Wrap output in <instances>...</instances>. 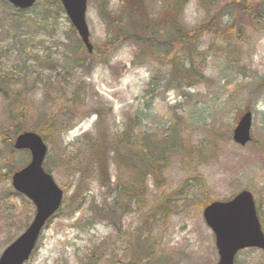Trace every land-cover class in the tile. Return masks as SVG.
I'll list each match as a JSON object with an SVG mask.
<instances>
[{"label": "rangeland", "instance_id": "374dc122", "mask_svg": "<svg viewBox=\"0 0 264 264\" xmlns=\"http://www.w3.org/2000/svg\"><path fill=\"white\" fill-rule=\"evenodd\" d=\"M45 1L39 0L37 6L24 15H17L0 3V69L16 76L12 80L0 76V87H20L25 83L29 88L32 107L23 128H41L52 114L57 116L52 143L47 142L49 154L45 168L65 191L62 208L45 227L25 264L127 263L131 259L129 248L135 250L132 255L137 258L140 245H151L152 219L144 216L148 207L131 212L125 220L116 218L124 228L116 224L112 228L92 220V197L99 200L103 194L100 181L92 177L83 196V180L80 182L83 171L73 175L75 168L83 169V164L68 162L67 154L62 152H69V160L81 154L83 139L94 135L98 128L97 109L107 119L104 128L113 133L123 131L125 124L132 120L135 133L159 135L171 128L177 117H183L180 126L184 128L186 140L194 147L191 167L180 164L179 156H173L166 167V182L162 185L180 204L171 210L170 219L162 221L155 231L157 241L150 264H217L216 237L204 219L203 210L196 204L199 198L227 200L249 189L260 205L259 217L264 229V15L253 21L246 19L238 42L228 44L207 34L196 49L173 47V53L178 49L177 57L182 64L191 59L197 65L193 77L178 83L172 81L177 75L161 58V48V53L155 51L152 58L139 60L136 43L115 30V19L126 18L127 0H88L91 42L103 50L104 45L110 46L107 55L87 74H82L83 70L74 72L78 56L83 53L79 54L76 49L77 39H67L66 31L71 22L63 11L59 16L46 15ZM170 1L146 0L149 10L161 22L162 10L170 7ZM208 1L185 0L180 14L185 27L194 28L205 18L210 9ZM46 17L48 21L40 24ZM228 20L226 18L225 23ZM162 24L164 22H155L154 26L166 28ZM57 63L60 67L55 70ZM71 73L73 75L69 76ZM52 76L61 82L67 81L64 89L68 100L73 99L78 86L77 108L72 110L67 105L63 110L62 106L49 102L51 107L46 109L42 78ZM4 101L0 96V127L8 126L12 114ZM247 110L253 112V140L240 146L233 141V130ZM44 112L43 118L34 117ZM85 113L88 115H83ZM30 160L29 151L19 152L8 160L0 155V256L35 215L34 205L14 190L12 179L5 174L17 164L25 166ZM193 171L200 177L192 183L187 179L193 176ZM117 176L118 171L113 169V181ZM79 182L81 188L77 190ZM195 186H198L197 191L191 192ZM147 188L144 202L150 206L160 194L153 191L151 184ZM131 210H135L134 207ZM120 230H128L132 237H122ZM142 234L147 235L143 240ZM236 264H264V251L246 249L238 254Z\"/></svg>", "mask_w": 264, "mask_h": 264}, {"label": "trees", "instance_id": "16d2710c", "mask_svg": "<svg viewBox=\"0 0 264 264\" xmlns=\"http://www.w3.org/2000/svg\"><path fill=\"white\" fill-rule=\"evenodd\" d=\"M126 2L129 5V10L124 14L126 18L124 19L121 16L115 19L114 22L117 25L115 30L127 40H132L136 43L139 48L136 58L139 60L150 59L155 51L161 53L162 49L161 58L171 65L172 73L174 74L175 72L177 75L175 79L172 78V81L178 83L183 82L185 78L193 77L195 72H197V65L191 59L186 60L185 64H182L180 58L177 57L178 49L173 53V47L196 49L200 39L207 34H212L211 36L228 44L238 42L239 33L244 29L246 19L253 21L264 15V1L215 0L214 2L209 0L208 4L210 6L208 7L210 9L207 11L205 18L197 26L189 29L185 27L180 19L185 0H171L170 7L162 10V14H164V17H162L164 24L162 25L166 27L162 28L159 25L154 26L155 22H162L157 20L158 17L154 16L152 11L149 10L146 0H127ZM0 3L10 7L17 15H24L28 10L37 6L36 3L34 7L22 10L13 7V5L4 0H0ZM43 10L46 15L56 13L59 16L62 11L65 12L62 2L59 0H46ZM226 18H229V20L225 23ZM67 19L70 21L68 17ZM44 21H48V18L46 17L40 24ZM66 35L69 40L73 38L78 40L76 49H78L79 54L83 53V55L78 56V59L76 58L77 67L73 69L74 72L83 70L82 74H87L98 60L107 55L106 52L110 45H104L105 50H103L100 45L95 44L94 52L89 53L71 23L68 26ZM162 36L164 38H161ZM150 47H153L152 50H150ZM111 48L113 49V45ZM59 67L60 65L58 64L55 70H58ZM72 75L71 73L69 76ZM0 76L8 80L16 78L15 75L3 72L2 69H0ZM42 83L46 109L51 107L49 102H52L54 106H62L63 110L67 105L72 110L79 106L78 92L80 90L78 86L73 93V99L68 100L64 89V87L68 86L65 79L64 82H61L59 78L52 76L47 79L42 78ZM28 89L25 83L20 87H0V96L5 99L4 102L8 104V108L12 112L9 115L10 123L8 126L2 125L0 127V155L4 160H8L17 153L22 152L14 148V139L18 133L28 130L26 127L23 128L27 112L32 107ZM101 108L104 110L103 106ZM95 113L100 117L97 122L98 128L94 135L90 134L86 140L83 139V148L79 149L81 154L78 153L74 160H69L71 156L69 152L66 150H62V152L67 154L68 162L78 165L83 164V169L75 168L73 173L76 176L83 171V179H80V182L83 180V196L86 193V185L88 181L92 180V177L100 181L99 184L103 194L99 200L93 196L90 203L94 222H101L109 227L115 224L119 226L116 218L125 220L131 212L134 213L137 209L148 207L144 216L147 215L150 221L152 219L150 226L152 231L151 245L149 247L140 245L137 250V258L132 255L135 250L131 251L129 248L130 261L127 263L118 261L117 263L150 264V260L154 256L152 251H155L154 243L157 241V235L154 233L162 221L170 219L171 210L180 204L174 200V196L172 198L165 191L166 187L162 185V182H166V167L170 165V160L173 156H179L180 164L191 167L194 147L190 144L189 139L186 140L184 128L180 126L182 125L183 117H177V120L173 121V126L164 131L163 134L155 135L158 133H153L152 135H147L146 133H135L131 124L132 120L125 124L123 131L113 133L108 128H104L106 127L107 119L101 110L97 109ZM83 115L88 114L85 113ZM44 116H46V112L42 114L36 113L34 117L39 120ZM56 122L57 116L52 114L41 128H30V130L37 131L46 142L52 143ZM17 124H21V126H17ZM262 155L264 156V149ZM82 156L83 161L81 160ZM23 166V163L17 164V167L10 168L5 174L12 179L13 173ZM113 169L118 171V179L114 181L112 178ZM192 175L187 181L191 180L190 182L192 183L193 180L199 181L198 172L193 171ZM80 182L77 185V190L81 188ZM150 184L153 187V191L159 192L160 195L158 200H155L149 206L144 200L148 196L147 186ZM204 186L206 185L204 184ZM195 187L191 191L196 192L198 186ZM187 197H190V195ZM194 197L196 195H193ZM213 200L212 197L199 198L196 204L200 210H203ZM133 207L135 210H131ZM259 211V214H261L260 205ZM119 228L124 227L119 226ZM119 234L122 237L127 235L132 237L128 230H120ZM146 236V234H142L140 238L143 240Z\"/></svg>", "mask_w": 264, "mask_h": 264}, {"label": "water", "instance_id": "95a60500", "mask_svg": "<svg viewBox=\"0 0 264 264\" xmlns=\"http://www.w3.org/2000/svg\"><path fill=\"white\" fill-rule=\"evenodd\" d=\"M19 9L32 8L37 0H6ZM73 26L88 51H94L90 27L87 22L88 0H60ZM253 115L245 112L234 129L233 139L246 145L252 140ZM15 148L29 150L31 162L14 174V188L26 195L36 205V215L31 225L14 242L4 249L0 264H24L32 254L47 220L60 208L64 192L54 177L44 168L48 145L37 132L25 131L17 136ZM207 224L216 234L219 252L217 264H235L239 250L246 247L264 249V232L258 218L253 194L242 191L230 201H215L204 210Z\"/></svg>", "mask_w": 264, "mask_h": 264}]
</instances>
